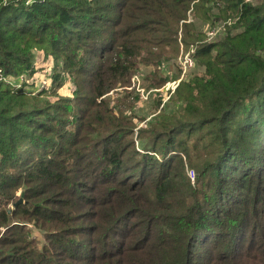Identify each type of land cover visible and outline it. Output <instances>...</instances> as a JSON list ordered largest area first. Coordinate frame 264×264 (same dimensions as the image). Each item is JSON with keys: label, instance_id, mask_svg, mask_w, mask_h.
Segmentation results:
<instances>
[{"label": "trees", "instance_id": "1", "mask_svg": "<svg viewBox=\"0 0 264 264\" xmlns=\"http://www.w3.org/2000/svg\"><path fill=\"white\" fill-rule=\"evenodd\" d=\"M182 44L199 69L137 145L103 96ZM38 50L34 93L8 79ZM1 227L0 264H264V1L0 0Z\"/></svg>", "mask_w": 264, "mask_h": 264}, {"label": "rangeland", "instance_id": "2", "mask_svg": "<svg viewBox=\"0 0 264 264\" xmlns=\"http://www.w3.org/2000/svg\"><path fill=\"white\" fill-rule=\"evenodd\" d=\"M260 1L264 0H253V2ZM216 21L222 23L221 18L216 19ZM197 24L204 30L208 29L209 24L207 23L205 24L197 20ZM219 24L217 26H219ZM236 30L237 29H235V31ZM221 35L222 29L218 30L216 36L214 37L218 38ZM191 50L192 46L186 47L184 46V44H182L180 47L179 56L181 54L190 52ZM179 56H177L175 60L166 63L167 73H164V75L167 77V80L165 82L178 80L181 77V70L178 64ZM35 63L36 71L33 75H27L26 73H23L21 74L22 76L20 75L21 77L13 76V78L11 79H14L16 83H19L18 87H22L27 90H32L34 93L51 89L53 84L51 77L55 64L53 58L51 56L46 57L41 50H38L36 53ZM198 69L199 67L197 66V63L195 61V65L190 69L188 75L183 77L181 81L188 79L190 75L198 71ZM153 70L154 66L150 64H141L137 72L131 77L130 83L128 85L118 86L110 90L105 96H103L109 100L111 106L116 108V111L119 110L121 107V109H123L124 112L133 119V121L135 122L133 138L136 140L137 145H140V139L138 138L140 128L145 127L146 123L152 120L154 113L159 107L172 104L173 98L176 95V89L181 82L180 81L176 88L171 92L170 97L164 100L165 95H161V91L154 90V88L164 85L165 82L161 85H153L154 81H156V78H153ZM75 88L76 83L74 77L71 75H65L64 81L61 87H59V93L64 95H73ZM143 89H145L146 91L151 90L150 94L148 96L142 97ZM51 99H56V96L53 95ZM172 105H174V103ZM191 174L193 176L192 172ZM19 199H23L22 196H20ZM9 207H13V203H11ZM27 225L31 229L30 231L32 235L37 238L40 242V245H42L45 240L43 231L40 230L39 227L34 225V223L32 222H27ZM1 229L2 230H0V235H2L5 228L1 227Z\"/></svg>", "mask_w": 264, "mask_h": 264}, {"label": "built area", "instance_id": "3", "mask_svg": "<svg viewBox=\"0 0 264 264\" xmlns=\"http://www.w3.org/2000/svg\"><path fill=\"white\" fill-rule=\"evenodd\" d=\"M247 1H252V0H247ZM219 23L220 22H217L213 26L208 25V29L206 31H207V34H208V36L210 38H213L214 36H216L218 30L222 29V23H220V24ZM218 24H219V26H217ZM194 59L195 58H194V56L192 54V51L184 53V54H181L179 56V58H178V64H179V68L181 70V77L178 80L167 81V82L164 83V85L154 88V90L161 91V95L162 94L165 95L164 100H166L167 98L170 97L171 92L176 88V86L179 84L181 79H183V77L188 75V72L190 71V69L195 65V60ZM11 78H13V76L9 77V79L7 78L8 81L12 82L15 86L18 87L19 83H16L14 81V79H11ZM150 91L151 90H147L146 91L145 89H143L142 97L148 96L150 94Z\"/></svg>", "mask_w": 264, "mask_h": 264}, {"label": "water", "instance_id": "4", "mask_svg": "<svg viewBox=\"0 0 264 264\" xmlns=\"http://www.w3.org/2000/svg\"><path fill=\"white\" fill-rule=\"evenodd\" d=\"M22 199H19L18 201H16V203L15 204H18V202H20Z\"/></svg>", "mask_w": 264, "mask_h": 264}]
</instances>
